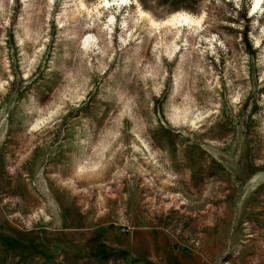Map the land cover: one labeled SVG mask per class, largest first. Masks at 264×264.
<instances>
[{
	"label": "rangeland",
	"instance_id": "obj_1",
	"mask_svg": "<svg viewBox=\"0 0 264 264\" xmlns=\"http://www.w3.org/2000/svg\"><path fill=\"white\" fill-rule=\"evenodd\" d=\"M110 1L0 0V264H264V1Z\"/></svg>",
	"mask_w": 264,
	"mask_h": 264
},
{
	"label": "bare ground",
	"instance_id": "obj_2",
	"mask_svg": "<svg viewBox=\"0 0 264 264\" xmlns=\"http://www.w3.org/2000/svg\"><path fill=\"white\" fill-rule=\"evenodd\" d=\"M262 1H264V0H257V1H255L254 7H253V10L254 11H257V10H259L262 7V4H261ZM120 2L127 4L129 2V0H115V2L113 1V4H119ZM105 5H107V6L112 5V1L105 0ZM169 20H171V21L172 20L173 21L174 20H178V21H185V22H191V21H193L192 18L187 13L186 14L180 13L179 16L172 17V19L170 18ZM169 20H167L165 22H169ZM90 37H91L90 35L87 36V38L85 40L87 41Z\"/></svg>",
	"mask_w": 264,
	"mask_h": 264
},
{
	"label": "trees",
	"instance_id": "obj_3",
	"mask_svg": "<svg viewBox=\"0 0 264 264\" xmlns=\"http://www.w3.org/2000/svg\"><path fill=\"white\" fill-rule=\"evenodd\" d=\"M244 17H246V14L244 15ZM247 37V36H246Z\"/></svg>",
	"mask_w": 264,
	"mask_h": 264
}]
</instances>
